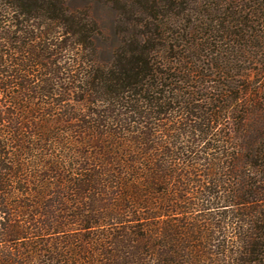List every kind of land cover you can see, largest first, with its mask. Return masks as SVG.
Masks as SVG:
<instances>
[{
    "label": "trees",
    "instance_id": "16d2710c",
    "mask_svg": "<svg viewBox=\"0 0 264 264\" xmlns=\"http://www.w3.org/2000/svg\"><path fill=\"white\" fill-rule=\"evenodd\" d=\"M71 1L0 0V264H264V135L206 80L226 36L264 63V0H96L108 58Z\"/></svg>",
    "mask_w": 264,
    "mask_h": 264
},
{
    "label": "rangeland",
    "instance_id": "374dc122",
    "mask_svg": "<svg viewBox=\"0 0 264 264\" xmlns=\"http://www.w3.org/2000/svg\"><path fill=\"white\" fill-rule=\"evenodd\" d=\"M70 4L74 8H89L91 16L96 20L100 27L98 43L101 46L102 55L106 58L110 57L113 49L119 43V36L116 31V21L118 19L117 9L107 1L72 0ZM198 6V9L192 11L193 17L190 22L194 28L199 27V31L195 30V35L201 40L207 36L204 27L208 24H210L211 28L216 27V24H211V20L217 16L216 13L212 12L211 15L206 17L203 11V3H200ZM212 7L218 8L216 5ZM229 29L230 31H233L238 28L236 25L232 24L229 26ZM219 35L221 36L218 32V36ZM229 37L230 36H226L227 40L224 39L223 42H218V47L222 49V55L219 62L220 68L216 70L218 73L216 72L214 75L212 73L210 74V71H208L210 76L206 77V80L208 81L207 85L210 87V92L208 91L207 95L211 96L218 94V105L219 109L222 111L220 113L221 118L218 123V128L215 133H233L236 137L259 133L264 135V63L260 64L255 62L258 58L252 59L253 52L258 51L252 47V43H246L247 46H244L243 44L245 42L240 41L239 43L236 42L234 45L232 42L233 40H231L233 38L230 37V39H228ZM261 51L264 52V48L261 49ZM259 68L263 71L262 74H259ZM198 79L199 78L197 77V80ZM195 81L193 80L190 84L201 86V83ZM238 86L242 89L238 90V101L232 100L231 102L229 98L228 102V97L237 93ZM202 87L203 92H201L202 94L200 93L201 96L207 93L204 91L206 87L203 84ZM229 103L232 104L229 109L235 106L234 113L232 114H230L228 109L225 108ZM221 105L224 107H221ZM224 113L227 117L223 115ZM228 115H230V117H228ZM243 150L244 149L242 148V151ZM230 210L231 209H229V212ZM219 211H222L220 206L214 205L211 209L212 213ZM195 213L201 214V217L203 218L204 212L197 211Z\"/></svg>",
    "mask_w": 264,
    "mask_h": 264
}]
</instances>
